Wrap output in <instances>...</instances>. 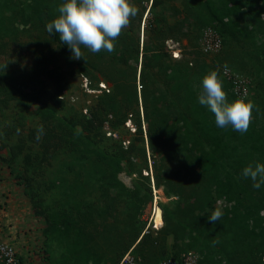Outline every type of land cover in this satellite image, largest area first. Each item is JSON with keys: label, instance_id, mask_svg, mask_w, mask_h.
<instances>
[{"label": "trees", "instance_id": "obj_1", "mask_svg": "<svg viewBox=\"0 0 264 264\" xmlns=\"http://www.w3.org/2000/svg\"><path fill=\"white\" fill-rule=\"evenodd\" d=\"M139 1L130 0L139 13L122 30L113 52L94 54L81 46L82 59H75L59 34L49 35L45 27L58 17L65 0H0V56L7 50L20 56L28 43L20 38L28 33L32 47L38 48V39L48 41L47 52L54 46L71 60L73 73L86 78L92 89L101 81L111 86L90 105L75 108L65 95L63 73L49 69V59L42 64L41 51L34 53V65L23 81L7 70L9 58L0 60L1 118L12 107L11 119L0 122L1 160L14 167L16 184L23 186L36 216L49 218L48 225H65L67 214L83 217L94 231L102 229L104 238L97 239L104 247L99 246L96 258H88L90 264H118L137 241L144 228L137 225L138 215L152 199L151 178L154 187L176 199L172 206L159 204L161 227L149 229L135 244L133 252L143 263L179 260L191 251L198 254L199 264H259L264 258V184L256 189L241 173L250 163L264 164V0H179V7H171L177 18L172 24L156 11L164 1L151 0L148 39L140 47L130 34L132 22L144 12ZM208 28L219 34L218 53L222 50L210 63L200 50ZM181 39L191 47L181 53L184 60L172 57L164 46L167 40ZM224 65L249 82L247 97L256 106L244 134L231 126L218 128L214 115L198 102L202 78L218 67L228 101L236 99L232 78L221 74ZM122 67L130 70L123 73ZM127 121L134 127L125 145L111 132L106 136L105 127L115 131ZM39 125L44 134L37 141ZM59 149L63 157L53 164ZM120 172L135 174L131 188L117 178ZM120 205L125 210H118ZM217 208L223 215L213 223L208 217ZM116 209L129 221L123 230ZM109 217L113 220L106 222ZM125 231L127 244L119 236ZM111 240L120 244L106 255L105 241Z\"/></svg>", "mask_w": 264, "mask_h": 264}, {"label": "rangeland", "instance_id": "obj_2", "mask_svg": "<svg viewBox=\"0 0 264 264\" xmlns=\"http://www.w3.org/2000/svg\"><path fill=\"white\" fill-rule=\"evenodd\" d=\"M163 1L164 2L162 5L156 8V11L160 12V15H163L168 24H172L177 18L176 16L172 15L171 7H179V0ZM149 3L150 0L139 1L138 5L141 8H144V12L142 13L140 21L132 22L133 25L131 26L130 30V34L134 38L137 37L139 47L142 44L144 45L148 39V23L152 18L150 13L146 12ZM32 33L35 32L33 31L31 34ZM20 40L28 42L27 46L23 47L20 51V56H17V54H13L11 56L10 53L12 52L9 50H7L9 54L0 56L1 61H5L6 58H9L10 64L7 68L8 71H10L19 80L23 81L25 75L24 73L29 74L31 67L34 65V53L41 51L42 57L44 56L42 64H45V59H49L51 60V63L48 64L49 69L56 67L59 68V70L63 73L66 83L65 95L67 98H70L69 104L75 108H82L84 107V104L90 105L92 103L93 97L98 95V91L93 90L89 86L88 80L82 78L78 74L73 73L75 66L71 60L69 61L67 58H65V56L60 55L54 46H52V48L47 52L45 49L48 48V41L44 42L43 40L38 39L36 44L38 48L32 47L31 44L33 41H30L31 38L28 33L25 34L24 37L21 36ZM164 46L168 50V54H171L172 57H175L176 59L182 57L183 60L185 58L183 55H181V53L183 54V51L191 49L184 39H181L179 43H176L172 40H167L166 43H164ZM220 53H222V50ZM220 53L217 52L209 55L203 53V58L205 59L206 63H210L213 62V60H217L216 56L220 57ZM223 63L228 62L224 61ZM41 66L43 67V65ZM122 68L123 73H126L128 69L130 70L128 67ZM46 84L47 88H52L50 81H46ZM110 87V84H107L108 90H110ZM95 88L96 87H94V89ZM9 108L10 111L7 109L4 110V117L1 118L0 116L1 123L11 119L12 107L9 106ZM29 125L30 121L28 120L26 122V127ZM133 127V124L127 121L124 126L122 125L117 127L115 131H111L107 127L104 128V131L106 132V136L109 135L108 132H111V136L115 137V139L121 137L122 141H124L122 144L125 145L127 139H129L132 135ZM63 152V149H59L58 152L53 154L54 158H52L50 161L55 164L58 159L63 157L61 154ZM3 153H1V156L4 155L2 157H5V154ZM148 154L149 149H146L147 164L148 167H150L152 165V159L148 158ZM138 167L140 166L137 165L133 169H137ZM52 170L53 167H50L48 172ZM148 173L149 175L152 174L151 168L148 169ZM142 175H145L144 171H142ZM15 177L14 167L9 165L6 161L1 160L0 157V241L8 243L15 249L16 254L20 258L21 264H90L91 261L88 258H92V256L96 258V253L100 251L99 246L104 247V241H98L97 239L104 238V236L100 234L102 229L96 228V231H94L92 230L91 225L90 227L88 226L89 223L83 224V217L71 219L67 214L64 215V218L66 219L65 225L58 224L56 226L54 223L48 225L49 218L45 216H36L35 209L30 202L28 194L25 192L21 184H16L17 181ZM134 177L135 174L128 176L124 172H120L117 175V178L128 188H131V179ZM151 182L152 180H150V186ZM154 188L155 200L157 204L159 205L160 203H165L172 206L176 198H168L163 194L162 188ZM49 197L52 198L51 195H49ZM70 199H74V197ZM117 209L123 211L125 210V207L120 205L117 206ZM117 209L114 215L117 217V219L121 218L119 226H121V229L123 230L124 224L126 225L129 221H123V214L118 213ZM149 210L150 207L147 204L144 207V211L138 215V226H144L149 220V217L152 215L151 211L149 216ZM58 219L60 220L61 217H58ZM111 219L113 220L112 217H109L106 222L110 221ZM55 221L58 222L57 220ZM85 225L87 226L85 227ZM120 234L121 235L119 236L122 237V241L127 244V241L130 237L129 232L125 231ZM114 237L116 238L117 236H113V239ZM68 240H72L74 242ZM105 242L109 245L107 251L105 250L106 255H110L112 253L114 245L120 244V242H114V240ZM168 244H171V240H169ZM171 251L172 249L169 253H171ZM133 254L136 255L135 252H133ZM143 264L146 263L144 262Z\"/></svg>", "mask_w": 264, "mask_h": 264}, {"label": "clouds", "instance_id": "obj_3", "mask_svg": "<svg viewBox=\"0 0 264 264\" xmlns=\"http://www.w3.org/2000/svg\"><path fill=\"white\" fill-rule=\"evenodd\" d=\"M149 6L150 3L147 9ZM58 12V17L46 24V31L49 35L59 34V40L68 46L73 58L82 59L81 46L94 54L102 50L109 53L113 52L115 41L121 35L122 30L130 26L131 18L138 15L139 8L133 5L130 0H65L63 4L58 6ZM224 70L227 71V65H224ZM93 90H97V94H100L102 90H108L107 84L101 81L98 83V88ZM198 102L207 107L214 115L215 124L218 128L231 126L234 131L241 134L248 131L252 121V113L256 107L247 96H240L231 102L228 101L227 93L223 90V81L219 75V67L216 70H210L202 78V90L198 95ZM17 133H19V129H17ZM43 134V125H39L35 139L40 141ZM241 176L250 178L253 181L252 186L259 189L264 184V164H248L243 168ZM151 193L153 197L148 204L150 207L149 216L151 211L153 215L155 206L159 207L155 200V188L152 182ZM152 215L144 225L137 241L123 254L124 256L129 253L138 257L140 264H143V259L137 254V256L133 254V248L146 233V229H158L153 223L150 224ZM222 215V211L217 208L208 219L215 223ZM218 242L213 241L214 244Z\"/></svg>", "mask_w": 264, "mask_h": 264}, {"label": "built area", "instance_id": "obj_4", "mask_svg": "<svg viewBox=\"0 0 264 264\" xmlns=\"http://www.w3.org/2000/svg\"><path fill=\"white\" fill-rule=\"evenodd\" d=\"M221 48V38L218 33L212 29H205L200 40V49L205 54L217 53ZM221 74L226 79H231L232 93L235 97L248 96L249 82L238 75H234L229 68L227 71L221 69ZM146 233L148 230L146 229ZM199 256L195 252L188 251L183 253L179 260L168 258L161 261L159 264H199ZM0 264H20L19 257L15 249L6 242L0 241ZM119 264H140V259L129 253H126L120 260ZM259 264H264L263 261Z\"/></svg>", "mask_w": 264, "mask_h": 264}, {"label": "bare ground", "instance_id": "obj_5", "mask_svg": "<svg viewBox=\"0 0 264 264\" xmlns=\"http://www.w3.org/2000/svg\"><path fill=\"white\" fill-rule=\"evenodd\" d=\"M152 223L154 224V226L156 228H159L162 225L161 210L157 206H155L154 212H153V215H152V218H151L150 224H152Z\"/></svg>", "mask_w": 264, "mask_h": 264}, {"label": "crops", "instance_id": "obj_6", "mask_svg": "<svg viewBox=\"0 0 264 264\" xmlns=\"http://www.w3.org/2000/svg\"><path fill=\"white\" fill-rule=\"evenodd\" d=\"M167 240H168V243H169V240H170V239H167Z\"/></svg>", "mask_w": 264, "mask_h": 264}]
</instances>
